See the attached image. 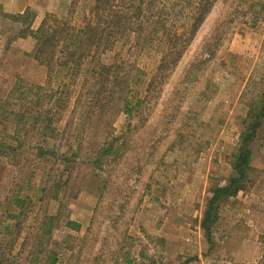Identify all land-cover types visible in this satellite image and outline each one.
Instances as JSON below:
<instances>
[{
  "label": "rangeland",
  "instance_id": "rangeland-1",
  "mask_svg": "<svg viewBox=\"0 0 264 264\" xmlns=\"http://www.w3.org/2000/svg\"><path fill=\"white\" fill-rule=\"evenodd\" d=\"M94 1L69 0L50 15L77 26L88 18ZM243 14L244 10L234 0H216L173 71L157 78L148 95L147 85L160 61L157 49H129L127 41L124 45L116 44L101 57L102 64L123 58L141 71L136 91L145 102L132 117L119 116L114 121V135H124L126 150L112 171L105 174L80 168L79 178L73 171V178L79 187L83 183V187L74 199L68 200L65 212L81 229L77 233L64 228L54 232L53 240L61 244L52 249L60 264H127L124 259L129 264H264V143L258 141L252 146L246 190L220 205L213 230L216 242L206 244L202 231L197 229L210 196L208 189L216 183L222 185L232 173L228 158L236 148L247 105L264 89V21L252 27ZM227 20L230 23L223 29L216 57L202 69L203 77L200 78V72L196 76L199 79L195 78L197 92L209 76L215 92L197 108L203 125L197 129L194 148L190 150V143H186L182 150L163 158L164 166H157L155 163L170 142L164 132L169 102L179 101L174 92L184 87L185 70L203 56L205 43ZM13 34L14 29L0 24L1 98L6 97L17 79L26 85H43L46 78L45 69L13 43L5 50L7 39ZM77 84L80 85V80ZM77 92L78 89L73 92L58 124L70 142L74 136L82 137L87 127L82 110L74 108ZM6 132L11 134L9 129ZM162 137L165 139L160 141ZM154 145L157 149L152 158L140 162L141 174L134 175L135 160L150 154ZM30 155L25 148L20 156L0 160V218L10 192L17 190L20 195L29 192L37 197L40 188L47 181L50 183L49 178L54 175L50 171L51 162L36 163ZM153 170L156 172L152 181L148 178ZM80 178L82 182L78 183ZM106 182L108 189L94 213ZM146 185H150L149 190H145ZM76 192L75 188L73 195ZM57 208V203H48L49 214H55ZM231 238L237 243L229 244ZM199 253L201 260L194 256Z\"/></svg>",
  "mask_w": 264,
  "mask_h": 264
},
{
  "label": "trees",
  "instance_id": "trees-1",
  "mask_svg": "<svg viewBox=\"0 0 264 264\" xmlns=\"http://www.w3.org/2000/svg\"><path fill=\"white\" fill-rule=\"evenodd\" d=\"M215 1L95 0L88 18L77 26L46 14L35 28L34 12L10 14L0 5V24L14 29L5 50L16 40H33L34 48L26 56L46 73L43 85H26L17 79L6 97H0V160L20 156L27 148L34 162H51L50 171L54 173L52 179L49 178L50 183L47 181L40 188L37 197L29 192L20 195L16 190L4 200L0 218V264H60L52 249L61 244L53 240L54 232L64 228L77 233L81 229L79 223L70 219V213L65 212L68 200L75 198L83 187V183L79 187L73 178V171L78 178L80 168L108 174L124 157L126 138L124 135L116 137L113 125L119 116L130 118L142 106L144 100L136 91L142 73L123 58L102 64L101 57L116 44L124 45L127 41L129 49H157L160 61L147 85L145 93L148 95L157 78L173 71ZM234 1L237 7H242L243 17H248L252 27L264 21L262 0ZM229 23L227 20L219 26L218 32L205 43L203 56L185 70L184 87L174 92L179 101L170 100L169 113L165 115L164 132L166 137L169 135L170 142L155 163L157 166H164L163 158L170 152L182 150L186 143H190L192 150L197 129L203 125L197 108L199 103L209 101L215 92L210 76L197 92L194 83L199 78L196 76L201 72L200 78L203 77L202 69L216 57L223 29ZM76 89L74 108L82 110L80 113L87 127L82 137L74 136L70 142V138H64L65 130L60 131L58 124ZM247 109L236 148L228 158L232 173L222 185L216 183L208 189L210 196L204 205L200 229L209 245L213 242L221 203L246 190L252 146L258 141L264 143V89L250 100ZM7 129L11 130L10 135H6ZM156 149L154 145L150 154L135 160L134 175L141 174L139 163L152 158ZM155 172H151L149 180H155L152 177ZM107 185V182L103 185L94 213L103 201ZM75 188L77 192L73 195ZM144 188L149 190L150 185ZM49 202L58 204L53 215L48 213ZM93 223L94 217L90 224ZM124 261L130 263L127 259Z\"/></svg>",
  "mask_w": 264,
  "mask_h": 264
},
{
  "label": "crops",
  "instance_id": "crops-1",
  "mask_svg": "<svg viewBox=\"0 0 264 264\" xmlns=\"http://www.w3.org/2000/svg\"><path fill=\"white\" fill-rule=\"evenodd\" d=\"M69 3V0H0V5L3 8L4 12L10 13V14H22L26 10H30L36 14V18L33 24V27L35 28L40 20L43 18L46 14H52L53 12L58 11L59 5H63V7ZM35 42L31 39H25V40H16L13 42V46L15 48H18V50H21L24 53H31L34 48ZM241 197L239 195L237 199ZM199 223L197 226V229H200ZM201 230V229H200ZM203 237V235H202ZM232 241H228L229 244H236L237 240H234L231 238ZM205 240V239H204ZM206 241V240H205ZM187 243V241L185 240ZM213 242H216L213 240ZM188 244V243H187ZM207 244V242H206ZM190 246V245H188ZM200 246H204L201 245ZM207 250V249H206ZM202 252V251H201ZM182 253V252H181ZM202 254V253H201ZM201 254H194V256L198 257L199 260H201ZM180 255V254H179ZM219 264V263H217ZM220 264H223L220 262Z\"/></svg>",
  "mask_w": 264,
  "mask_h": 264
}]
</instances>
